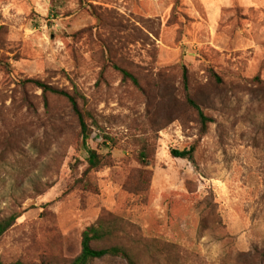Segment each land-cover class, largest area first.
Listing matches in <instances>:
<instances>
[{"label": "rangeland", "instance_id": "obj_1", "mask_svg": "<svg viewBox=\"0 0 264 264\" xmlns=\"http://www.w3.org/2000/svg\"><path fill=\"white\" fill-rule=\"evenodd\" d=\"M29 79L76 97L98 167L67 99ZM12 215L3 264H70L100 222L118 231L93 247L139 264H264V0H0Z\"/></svg>", "mask_w": 264, "mask_h": 264}, {"label": "trees", "instance_id": "obj_2", "mask_svg": "<svg viewBox=\"0 0 264 264\" xmlns=\"http://www.w3.org/2000/svg\"><path fill=\"white\" fill-rule=\"evenodd\" d=\"M5 66H6V70L10 73L11 76H13L10 67H8L7 65ZM123 77L124 80L129 79L134 83V85L136 86L138 85V81L126 71L123 72ZM27 83L32 84L38 89L42 90L44 94H53L67 99V101L71 105L72 113L78 119L81 129L82 143L88 153L89 162L90 164H92L93 168L98 167L101 164L100 158L94 150L88 147V141L91 138V133L87 125V122L85 120V116L79 107V103L76 97L69 94L68 92L49 86L39 80L29 79ZM196 108L200 112V109L198 107ZM200 116L203 120V123L205 124L207 122V119L204 117L203 113L201 112H200ZM195 152H196V148L191 147L190 149H185L183 151L172 150L171 155L173 158L186 160L192 164H195ZM145 160L146 159H143L142 162H145ZM147 165H149V163H147ZM17 220H18L17 215H12L10 217L0 220V239L16 223ZM117 231L118 228L114 226L112 223H108V222H100L98 225H93L87 228L82 237L81 254L70 264H93L95 261L101 260L103 258H109V259L119 258L127 262V264H139L136 258L132 254H130L127 249H125L122 246L114 245L100 250L95 249L93 247V243L107 241L111 239ZM0 264H3L1 258H0ZM15 264H23V263L17 262ZM40 264H52V263H40Z\"/></svg>", "mask_w": 264, "mask_h": 264}, {"label": "clouds", "instance_id": "obj_3", "mask_svg": "<svg viewBox=\"0 0 264 264\" xmlns=\"http://www.w3.org/2000/svg\"><path fill=\"white\" fill-rule=\"evenodd\" d=\"M215 248H219V244L215 245Z\"/></svg>", "mask_w": 264, "mask_h": 264}]
</instances>
